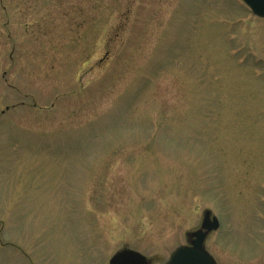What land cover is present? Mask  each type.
I'll return each mask as SVG.
<instances>
[{
    "label": "rangeland",
    "instance_id": "obj_1",
    "mask_svg": "<svg viewBox=\"0 0 264 264\" xmlns=\"http://www.w3.org/2000/svg\"><path fill=\"white\" fill-rule=\"evenodd\" d=\"M205 211L217 264L257 260L264 20L240 0H0V264H166Z\"/></svg>",
    "mask_w": 264,
    "mask_h": 264
},
{
    "label": "water",
    "instance_id": "obj_2",
    "mask_svg": "<svg viewBox=\"0 0 264 264\" xmlns=\"http://www.w3.org/2000/svg\"><path fill=\"white\" fill-rule=\"evenodd\" d=\"M255 17L264 20V0H241ZM219 228V222L210 211L203 214L200 229L187 235L190 246H179L170 255L166 264H216L204 249L206 237ZM109 264H150L141 254L123 250L115 254Z\"/></svg>",
    "mask_w": 264,
    "mask_h": 264
},
{
    "label": "flooded vegetation",
    "instance_id": "obj_3",
    "mask_svg": "<svg viewBox=\"0 0 264 264\" xmlns=\"http://www.w3.org/2000/svg\"><path fill=\"white\" fill-rule=\"evenodd\" d=\"M219 228H220V224H219ZM218 228V229H219ZM213 233V232H212ZM212 233H210L207 237H206V239H205V241H204V249H205V242H206V240H207V238L212 234ZM192 239H187V241H186V244L184 245V246H190V241H191ZM259 240H260V242H261V244L260 245H258V249H257V260H248V262L247 263H243V262H241V261H237V263L238 264H264V234L262 233V235L259 237ZM223 252H224V255H225V250H223ZM213 258V257H212ZM214 259V258H213ZM215 261V260H214ZM215 263H216V261H215ZM217 264V263H216Z\"/></svg>",
    "mask_w": 264,
    "mask_h": 264
}]
</instances>
